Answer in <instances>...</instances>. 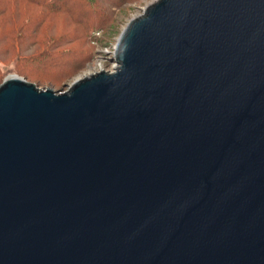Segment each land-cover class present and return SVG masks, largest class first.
Returning <instances> with one entry per match:
<instances>
[{"label":"water","instance_id":"95a60500","mask_svg":"<svg viewBox=\"0 0 264 264\" xmlns=\"http://www.w3.org/2000/svg\"><path fill=\"white\" fill-rule=\"evenodd\" d=\"M100 71L0 85V264H264V0H156Z\"/></svg>","mask_w":264,"mask_h":264},{"label":"rangeland","instance_id":"374dc122","mask_svg":"<svg viewBox=\"0 0 264 264\" xmlns=\"http://www.w3.org/2000/svg\"><path fill=\"white\" fill-rule=\"evenodd\" d=\"M155 1L0 0V85L17 75L56 91L115 71L109 57L121 32Z\"/></svg>","mask_w":264,"mask_h":264},{"label":"built area","instance_id":"2783aa9c","mask_svg":"<svg viewBox=\"0 0 264 264\" xmlns=\"http://www.w3.org/2000/svg\"><path fill=\"white\" fill-rule=\"evenodd\" d=\"M114 66H116V64H114ZM116 68H117V67H116ZM101 71H102V70H101ZM104 71H105V70H104ZM99 72H100V71H99ZM108 72H114V71L111 70V71H108ZM96 73H97V72H96Z\"/></svg>","mask_w":264,"mask_h":264}]
</instances>
